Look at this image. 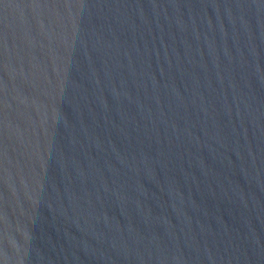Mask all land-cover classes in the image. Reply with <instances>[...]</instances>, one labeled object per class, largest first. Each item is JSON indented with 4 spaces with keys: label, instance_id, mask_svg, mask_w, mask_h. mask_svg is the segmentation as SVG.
Instances as JSON below:
<instances>
[{
    "label": "water",
    "instance_id": "obj_1",
    "mask_svg": "<svg viewBox=\"0 0 264 264\" xmlns=\"http://www.w3.org/2000/svg\"><path fill=\"white\" fill-rule=\"evenodd\" d=\"M0 264H264V0H0Z\"/></svg>",
    "mask_w": 264,
    "mask_h": 264
}]
</instances>
